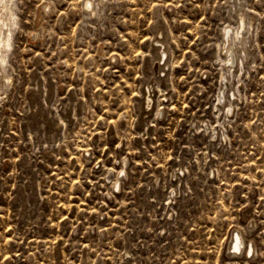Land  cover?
Here are the masks:
<instances>
[{"label":"rangeland","instance_id":"obj_1","mask_svg":"<svg viewBox=\"0 0 264 264\" xmlns=\"http://www.w3.org/2000/svg\"><path fill=\"white\" fill-rule=\"evenodd\" d=\"M85 1L12 0L0 264H264V0Z\"/></svg>","mask_w":264,"mask_h":264},{"label":"bare ground","instance_id":"obj_2","mask_svg":"<svg viewBox=\"0 0 264 264\" xmlns=\"http://www.w3.org/2000/svg\"><path fill=\"white\" fill-rule=\"evenodd\" d=\"M91 5H92L91 0H86L84 2V8L85 9H89L91 7ZM238 14H239L238 20H237L238 26H237L236 31L233 32L231 27H227L225 30V33H224L225 39H224V45L223 46L225 48V51H227L226 63L228 66L229 74L232 71L231 68L234 67V65H236L235 60H234L235 55H233V51H235V49H236L235 47L238 46V44L241 45V47H242L243 46L242 44L244 42L243 38H242L243 37L242 31L244 30V25H245L244 20L245 19H244V15L242 12L238 13ZM15 25H16V21H15V13H14L13 7H12V0H0V88L3 84L4 78H6V75H5L4 69H3V65L5 63L6 57L8 56L7 55V49H9V47L11 46V42H12V40H11L12 31H13L12 27ZM154 30H155V32H158L160 35H162V30H164V29H161L160 27L154 26ZM156 41H157V43L161 41V45H162V49H163V46L165 45V37L163 36L162 40L156 39ZM158 49L153 53L151 58L146 59L145 65H144L145 66V76L143 77L144 78L143 82L147 83L146 89L148 91H150V86H151L150 83L152 81H154L156 74L159 73L158 71L159 70L162 71L164 69L163 65L162 66L160 65L161 62H162V64H164L166 62V59H167V53L165 50L166 48L161 50V51H159ZM229 83H230L229 76H226L224 78V83H223L224 88L222 90V97H224L223 96L224 92L228 91L227 89H229ZM142 85H144V84L142 83ZM143 87H145V86H143ZM146 94H147V92H146ZM231 95L234 96V93H231ZM37 96H38L37 99L39 101V95L37 94ZM229 100H230V98H229ZM228 103H229V101H228ZM151 104H152V99L150 97V94L144 95L143 100L141 101V108L143 109V111L149 109L152 106ZM232 108H233V105L231 103H229L228 110L230 111V110H232ZM47 118H48V116H47ZM42 119H45V118H42ZM49 122H51V121L49 120ZM56 124H58V123H56ZM53 126H58V125H53ZM249 224L253 225V222L251 221ZM227 247H228L227 248L228 251L229 252L231 251L232 254H239L243 251V253H245L244 255L252 256L254 254V251H255L253 241L249 240L246 243H244L240 231L235 230V229L231 231V233L228 237Z\"/></svg>","mask_w":264,"mask_h":264}]
</instances>
